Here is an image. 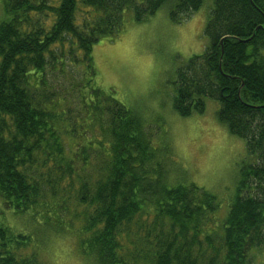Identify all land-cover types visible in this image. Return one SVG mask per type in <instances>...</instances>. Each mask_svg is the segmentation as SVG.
<instances>
[{
  "label": "trees",
  "instance_id": "1",
  "mask_svg": "<svg viewBox=\"0 0 264 264\" xmlns=\"http://www.w3.org/2000/svg\"><path fill=\"white\" fill-rule=\"evenodd\" d=\"M203 2L0 0V264H44L8 215L45 227L68 206L82 210L79 253L91 264L264 255V0H213L203 55L176 69L174 112L202 114L213 100L245 142L225 208L186 179L167 141L154 143L148 120L95 84L92 48L118 37L129 12L141 23L165 8L180 24Z\"/></svg>",
  "mask_w": 264,
  "mask_h": 264
},
{
  "label": "rangeland",
  "instance_id": "2",
  "mask_svg": "<svg viewBox=\"0 0 264 264\" xmlns=\"http://www.w3.org/2000/svg\"><path fill=\"white\" fill-rule=\"evenodd\" d=\"M207 3L204 0L180 24L170 22L165 8L141 23L129 12L124 31L96 43L92 58L95 84L105 92L112 91L116 100L148 120L147 131L154 143L160 146L167 141L186 179L215 193L225 208L242 164L249 161L245 142L218 122L219 104L213 100H206L202 114L186 118L172 108L176 69L188 58L202 56L207 46L204 28L213 0L210 7ZM68 207L55 211L45 227L20 214H10L7 219L32 237L34 253L44 264H91L79 253L78 241L84 235L82 210ZM252 264H264V255L256 253Z\"/></svg>",
  "mask_w": 264,
  "mask_h": 264
}]
</instances>
